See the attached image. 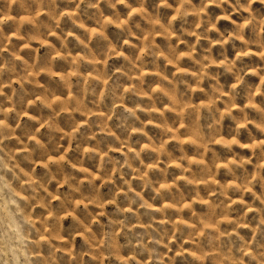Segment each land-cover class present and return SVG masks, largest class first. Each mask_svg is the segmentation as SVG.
I'll list each match as a JSON object with an SVG mask.
<instances>
[{"label": "clouds", "instance_id": "1", "mask_svg": "<svg viewBox=\"0 0 264 264\" xmlns=\"http://www.w3.org/2000/svg\"><path fill=\"white\" fill-rule=\"evenodd\" d=\"M0 264H264V0H0Z\"/></svg>", "mask_w": 264, "mask_h": 264}, {"label": "rangeland", "instance_id": "2", "mask_svg": "<svg viewBox=\"0 0 264 264\" xmlns=\"http://www.w3.org/2000/svg\"><path fill=\"white\" fill-rule=\"evenodd\" d=\"M211 11H213V12L215 13V12L218 11V10L212 9ZM225 26H226V22H221V27L223 28V27H225Z\"/></svg>", "mask_w": 264, "mask_h": 264}]
</instances>
